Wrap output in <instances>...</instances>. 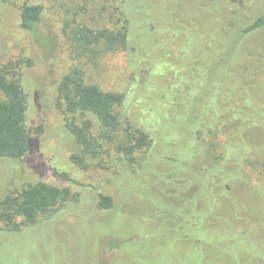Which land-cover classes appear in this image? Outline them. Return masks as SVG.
Segmentation results:
<instances>
[{
	"label": "rangeland",
	"instance_id": "obj_1",
	"mask_svg": "<svg viewBox=\"0 0 264 264\" xmlns=\"http://www.w3.org/2000/svg\"><path fill=\"white\" fill-rule=\"evenodd\" d=\"M30 2L44 5L40 30L48 36L47 42L21 28L22 0H0V66L22 58L34 61L33 66L17 68L29 95L31 146L22 159L0 161V197L46 181L68 187L78 200L67 201L50 219L22 231L0 230V264H195L187 249L177 248L181 240L168 234L167 227L187 220V200L202 194V175L208 170L205 149L215 141L212 151L221 156L231 153L229 126L208 115L199 100L200 89L209 84L207 100L216 110H220L216 100L237 105V100L233 104L230 100L234 94L245 99L252 119L258 120V127L237 131L242 145L231 150L239 154L242 179L234 181V191L249 211L242 208L239 220L229 198L221 200L227 204L229 220L239 224V229L228 227L225 236L242 243L246 253L263 256L264 28L239 41L230 61L218 69L214 58L220 35L223 39L263 15L264 0ZM124 19L130 21L128 49L108 53L94 66L72 56L66 23L115 28ZM227 65L241 79L254 74L258 80L250 76L251 84L245 85L228 76ZM73 67L83 70L87 83L123 94L130 120L150 135L151 145L135 153L134 163L107 155L93 159L89 169L72 162L71 155L80 145L66 126L57 92ZM206 119L209 123L201 129ZM198 129L206 139L198 137ZM180 134L188 138L186 144L178 143ZM192 144L198 151L187 171L179 162L168 163L178 152L192 156ZM210 179L214 181L212 175ZM223 179H215L209 188ZM99 193L113 197V208H98Z\"/></svg>",
	"mask_w": 264,
	"mask_h": 264
},
{
	"label": "trees",
	"instance_id": "obj_2",
	"mask_svg": "<svg viewBox=\"0 0 264 264\" xmlns=\"http://www.w3.org/2000/svg\"><path fill=\"white\" fill-rule=\"evenodd\" d=\"M43 14V4L22 0L21 28L35 35L40 41L47 42L48 36L40 30ZM129 22L128 19H124L115 28H92L80 22H76L75 25L66 23L64 33L69 40L72 56L75 59H84L94 66L104 55L128 49ZM263 28L264 14L256 17L243 28L227 34L223 39L220 35L218 44H215L214 69L220 68L219 64L230 61L239 41ZM215 30L218 32V28ZM219 51L224 53L220 55ZM33 64L32 58H22L17 62L9 61L0 66V161L22 159L29 152L31 146V133L27 127L29 95L24 87L23 74L17 68L33 66ZM228 67V65L225 66L228 76L245 81V85L251 84L250 76L254 77L255 81L258 80L254 74L241 79L236 74L230 73ZM210 85L202 86L199 100L202 101L208 115L224 120L229 126L231 136L228 144L231 153L226 156L216 154L212 151L213 149H210L216 148L215 141L205 149L208 170L202 175L205 178L202 194L200 192L187 200L190 216L178 226L167 227L170 229L168 234L175 233L177 241L181 240L177 248L179 247L181 251L184 248L187 249L195 264H264V255L256 256V254L246 253L247 250L242 243L237 245L235 239L225 236L228 227L239 229V224L229 220L231 216L225 210L227 204L221 200L224 197L229 198L232 207H235L233 213L239 220H242V216L239 215L242 208L249 211V207L245 203L243 206V202L234 191L237 186L234 181L242 179L239 154L231 150L237 151V148L242 145V137L236 134L237 131L258 127L255 124L258 120L252 119L251 110L246 106L245 99L234 94H230V100L233 101L232 104L237 100V105L229 103L224 105L222 101L216 100L220 109L216 110L215 105L207 100ZM57 99L60 109L67 116L66 126L80 145V150L71 155V160L81 168L89 169L93 165V159H102L103 155L116 156L119 161L129 160L134 163L135 153L151 145L150 135L133 124L127 115L125 96L119 92L105 91L97 84L87 83L84 72L79 67L71 68L63 77L58 86ZM196 109V112L200 110L199 107ZM245 117L250 122L244 123ZM189 120L194 122L195 118H189ZM206 122L207 119L201 124V129ZM201 129H198L200 139L205 138ZM185 139L188 138H185L183 134L177 137L178 143L186 144ZM179 145L181 149L182 144ZM193 145L191 149L189 147L191 158L180 156L178 152L177 156L173 157L176 161L169 160L168 163L179 162L183 165L182 171H187L188 167L194 164L193 160L196 159L198 151L196 147L193 148ZM103 163L102 160L99 165ZM58 175L71 180L66 173H58ZM211 175L214 181L226 179H223V182L216 181L215 187L213 185L209 188L211 182H214L210 179ZM222 184L225 185L221 188ZM208 194H210L209 197ZM72 200H78V194H73L68 187L55 186L46 181L29 183L21 189L13 190L0 197V230L18 232L32 227L42 219H50L61 205ZM113 206L112 196L99 193L98 208L100 210H109ZM173 211H176L174 207ZM250 222L253 223V221ZM233 246L238 247L237 250H233Z\"/></svg>",
	"mask_w": 264,
	"mask_h": 264
}]
</instances>
